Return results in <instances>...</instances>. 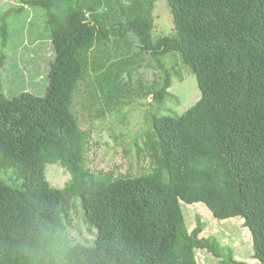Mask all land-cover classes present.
Returning <instances> with one entry per match:
<instances>
[{"label": "trees", "instance_id": "16d2710c", "mask_svg": "<svg viewBox=\"0 0 264 264\" xmlns=\"http://www.w3.org/2000/svg\"><path fill=\"white\" fill-rule=\"evenodd\" d=\"M21 0L0 11V264H199L196 249L222 257L217 237L190 231L182 201L205 204L214 218L244 219L264 264V0H166L175 32L153 39L156 0ZM27 6L46 10L54 48L46 94L5 92L9 18ZM88 15V16H87ZM136 35L141 51L166 70L178 53L196 75L200 99L183 114H151L145 141L151 170L138 176L93 172L89 132L73 105L93 51L112 36ZM129 65L103 78L113 82ZM153 99L161 106L171 86ZM49 163L70 172L64 187L47 179ZM97 228L93 244L72 243L70 201ZM228 264H251L226 260Z\"/></svg>", "mask_w": 264, "mask_h": 264}, {"label": "rangeland", "instance_id": "374dc122", "mask_svg": "<svg viewBox=\"0 0 264 264\" xmlns=\"http://www.w3.org/2000/svg\"><path fill=\"white\" fill-rule=\"evenodd\" d=\"M20 2L0 0V11ZM107 9L116 14V0H105L101 10ZM46 19V10L39 6H27L22 13L9 18L11 38L4 50L8 56L3 66L5 92L9 98L24 91L38 96L46 94L50 63L54 58ZM153 23L154 41L175 32L173 15L166 0L155 1ZM163 62L166 70L158 68L152 58L141 51L140 42L132 32L125 37L112 36L111 41L94 49L92 64L78 85L73 105L80 125L90 134L87 164L93 172L112 170L117 175L138 176L150 171L145 141L152 131L151 114L157 113L159 107L162 115L183 114L200 99L196 75L182 63L179 54L168 53ZM122 65H129L130 72L121 80L113 82L103 78V74L110 75ZM166 71L171 74V86L158 106L153 95L165 85ZM8 176L0 171L1 178ZM46 176L59 188L71 177L60 163H49ZM69 209L72 218L68 225L70 241L93 244L97 228L85 222L81 199H71ZM182 209L190 231L202 223L201 236L217 237L223 247L222 257H216L206 249H196L199 264H228L226 260L231 259L251 264L257 262L253 257L252 235L244 226V219L218 220L203 203L182 201Z\"/></svg>", "mask_w": 264, "mask_h": 264}]
</instances>
